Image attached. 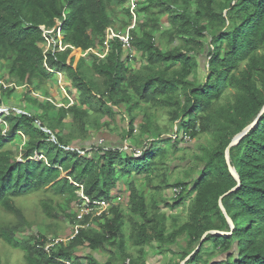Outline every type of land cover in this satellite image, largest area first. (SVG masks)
<instances>
[{
  "label": "trees",
  "instance_id": "16d2710c",
  "mask_svg": "<svg viewBox=\"0 0 264 264\" xmlns=\"http://www.w3.org/2000/svg\"><path fill=\"white\" fill-rule=\"evenodd\" d=\"M128 2L0 0V107L17 88L24 104L0 115V209L16 217L0 223V240L25 264H147L149 250L168 254L167 264H264V0H135L128 40L143 59L137 67L118 37L104 45L108 28L130 26ZM58 74L71 104L57 102ZM117 115L126 121L119 145L86 144ZM246 131L228 151L234 189L225 150ZM182 134L207 140L170 182ZM121 179L126 210L113 195ZM147 188H180L165 204L189 198L185 219L162 212ZM38 191L48 195L46 218L88 226L48 250L51 223L19 241L27 222L15 199ZM78 192L107 211L77 219ZM98 251L109 253L105 262Z\"/></svg>",
  "mask_w": 264,
  "mask_h": 264
},
{
  "label": "rangeland",
  "instance_id": "374dc122",
  "mask_svg": "<svg viewBox=\"0 0 264 264\" xmlns=\"http://www.w3.org/2000/svg\"><path fill=\"white\" fill-rule=\"evenodd\" d=\"M131 6V0L128 2ZM127 4L118 6L117 9V17L116 21L117 24L120 22L126 21V16L122 12V8L125 7ZM136 17V16H135ZM133 22V19L131 21V24ZM130 24V25H131ZM133 59L129 62V64L132 67H137L139 64L143 63V59L140 57L138 53H135L133 51ZM202 58L200 59V67L202 65ZM199 77L202 76V72L199 69L198 70ZM61 76L58 77L57 87L55 90V96L57 97V102L62 101L63 99L67 98L65 96V89L62 87ZM22 88H17L15 93L12 95V97L9 100H6L4 106L0 107V112L4 109L6 110V107H13L18 106L21 107L24 104H21L17 102V98L20 95ZM32 111H36V108H33ZM158 123L167 131V136L172 134L173 127L169 125L168 118L164 112H160L158 115ZM207 137L201 136L200 140L198 141H191V142H184L183 145H181V149L177 151L175 154L174 160L172 161V175L169 178L170 182H173L175 179H182L184 177V168H187L188 164L190 163L192 159V153L198 152L197 143L198 142H206ZM23 138H21L19 135H16L13 140L11 141V147L15 151L16 147H19L22 143ZM103 142V139L99 137V135L95 132L92 134L91 139L86 144L91 143H99ZM160 177L155 179L156 184H160ZM162 190V189H161ZM171 188L163 189L160 192H157L153 188H147L146 189V195L149 197L150 194L155 195L156 200H158V206L159 209L162 212L167 213V215L170 217L172 215L176 216L180 221H183L186 217L187 213V204L189 203V198L185 200V205H180L176 207L175 209H170L166 207V202L171 203L172 202V195L170 193ZM162 195L163 200L160 199ZM48 198V195L45 194L42 191L38 192H32L27 195L18 197L15 199L16 204L23 210V214L25 216L27 226L21 231L19 235H17V239L19 241H25L28 236L33 232H36L38 234H44L46 232V225L51 223V231H55L56 235L52 234L53 237H62L63 239L68 238L72 235L73 231V225L68 221L67 218H65L63 215L59 214L56 219L46 218L45 215L42 213L41 210V202L42 200H46ZM117 201L122 204V206L126 210V204H127V197L125 195H119L117 197ZM168 204V205H169ZM75 208V207H73ZM170 219V218H168ZM6 222H16V217L13 214L6 213L2 209H0V223H6ZM132 252H135V249L131 248ZM87 250L82 249L79 252L80 256H83L87 254ZM94 256L102 263L105 262L108 259L109 253L107 251H98L94 253ZM167 256L168 254H158L156 252H152V250H149L146 261L147 264H167ZM83 264H85V261H82ZM0 264H25V261L22 256V252L19 249L12 248L6 244H4L0 240Z\"/></svg>",
  "mask_w": 264,
  "mask_h": 264
},
{
  "label": "built area",
  "instance_id": "2783aa9c",
  "mask_svg": "<svg viewBox=\"0 0 264 264\" xmlns=\"http://www.w3.org/2000/svg\"><path fill=\"white\" fill-rule=\"evenodd\" d=\"M130 2V0H129ZM130 5V3H129ZM134 6H135V0H131V6H130V12L132 14V19H133V22L132 24L126 29V31L124 33H115L113 31V29L111 28H108L106 31H105V41H104V45H105V52L107 51V48H108V39L110 36H115V37H118L122 43H123V46L125 48V50L127 51V53L130 54V56L132 57L133 56V51L130 47V44H129V40H128V30L130 28H133L134 25H135V14H134ZM95 53V51H93ZM100 57H103L104 54H98ZM60 76V74H58ZM1 82V81H0ZM61 81H59L60 83ZM67 100H68V104H71L72 103V100L70 97H67ZM2 114H8V110H2L0 112V115ZM2 122V120L0 119V123ZM5 132V129L3 130V133ZM134 132H136V129L134 130ZM182 138V141L184 142H191V139H190V136L188 134H182L181 136ZM99 143H102V142H99ZM180 192V188H172L170 193L172 195V197H176ZM78 195L81 197L82 199V202L78 205V209H77V219H81L83 217L84 214H88V213H92V215H100L102 212H106L107 211V208L109 206V203L106 202L105 200H98V201H90L88 197L84 196L82 192H78ZM81 226V227H86L88 226V223H86L85 225H73V231H72V235L69 236L68 238L66 239H63L62 237H53L51 238V241H49L48 243H46L45 245V249L48 250L49 247H53L55 244L61 242V241H65V240H68L69 238H72L78 231V227ZM66 264H70L69 262H66Z\"/></svg>",
  "mask_w": 264,
  "mask_h": 264
},
{
  "label": "crops",
  "instance_id": "0c3cea01",
  "mask_svg": "<svg viewBox=\"0 0 264 264\" xmlns=\"http://www.w3.org/2000/svg\"><path fill=\"white\" fill-rule=\"evenodd\" d=\"M141 122V116L138 115L136 118V123ZM126 127V121H123L120 115L116 116L115 123H110L107 128L102 132H97L99 137L103 139V142L112 145L117 146L122 142V133ZM114 197L117 200V197L120 195L126 196V185L125 180L121 179L119 181L118 188L114 191Z\"/></svg>",
  "mask_w": 264,
  "mask_h": 264
},
{
  "label": "water",
  "instance_id": "95a60500",
  "mask_svg": "<svg viewBox=\"0 0 264 264\" xmlns=\"http://www.w3.org/2000/svg\"><path fill=\"white\" fill-rule=\"evenodd\" d=\"M258 118H259V116H258ZM258 118L255 119V121H254V122L252 123V125L248 128V130L251 129V128L255 125V123L257 122ZM248 130H247V131H248ZM247 131H246L244 134H242L241 136H239V137H237L236 139H234V140L228 145V147H227L226 150H225V159H226V162H227V164H228L229 170H230L231 174L233 175V177L235 178V180H236L237 183H238V185H237L234 189H236V188L239 187L240 180H239V177H238V176H237V175L231 170V168H230V162H229V154H228V151H229V147L232 146V145H235V144L238 142V140H239L242 136H244V135L247 133ZM234 189H232V190H234ZM219 206H220L222 212L225 214V217H226V219H227V222H228V224H229L231 230H233V223H232L231 219L226 215V212H225V210H224V208H223V205H222V203H221L220 200H219ZM211 233H215V232H211ZM187 259H188V257H186V259H185L181 264H184V262H185Z\"/></svg>",
  "mask_w": 264,
  "mask_h": 264
}]
</instances>
